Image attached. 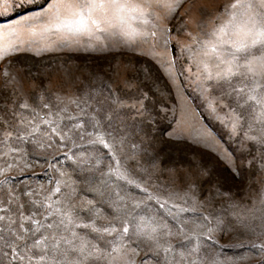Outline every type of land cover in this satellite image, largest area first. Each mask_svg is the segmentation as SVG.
I'll return each mask as SVG.
<instances>
[{"label": "snow or ice", "instance_id": "1", "mask_svg": "<svg viewBox=\"0 0 264 264\" xmlns=\"http://www.w3.org/2000/svg\"><path fill=\"white\" fill-rule=\"evenodd\" d=\"M47 3V8H42L38 14L16 25L0 27V62H4L0 68V80L5 86L20 83L8 63V57L18 53L31 52L40 56L44 52L64 50L106 52L115 48H134L138 42L149 44L155 41L158 32L167 45L183 33L177 44L196 68L195 73L190 72L195 77L193 82L210 110L223 112L224 121L231 125L232 133L238 135L242 147L245 142L260 147V168L264 169V0H231L221 13L225 17L223 22L200 32L188 29L189 24L196 22L189 16V8H184V15L178 18L181 22L175 35L168 28V22L183 7V0H47ZM22 71L34 80L39 78L33 75L30 67L26 66ZM63 75L64 83L75 79L67 69L63 70ZM97 78V73L91 72L78 97L60 95L63 83L53 91L41 82L34 85L36 91L31 95L32 103L24 98L18 104L13 101L0 108V127L3 128L0 145L7 148L0 155L4 157L21 151L7 143L14 136L8 130L10 122L20 116L17 108L34 114L32 120L21 117L12 125L18 133L15 140L23 142L40 130L39 124L54 125L52 119L40 116V111L46 109V115L52 116L55 108L58 109L56 117H60L61 112H67L68 104L79 110L78 117L70 118L81 120L75 127L81 128L86 124L93 130L87 133L91 137L88 143L96 153L95 156L89 153L73 160L77 179L60 171L59 178L53 181L54 187L45 189L41 185L36 190L27 188L21 193L26 199L17 204L15 213L7 216L4 231L8 237H0L9 250L0 259L10 257L7 264H137L136 255L140 245H144L155 255L156 264H161V254L163 264H230L227 259L221 261L216 251L221 247L217 233L226 234V221L210 211L217 202L216 197L225 194L214 185L205 194L200 181L208 176L206 170L180 172L174 168H158V153L149 158L153 170L149 179L152 175L158 178V174L166 171L168 186L174 189L168 192L163 202L159 195L131 179L117 154L124 153L128 135L124 110L130 109L136 116L144 117V94L129 105L126 94L119 87L113 89L107 83L100 89L92 87ZM126 86L132 87L131 84ZM17 92V88L12 89V93ZM37 118L39 123H34ZM52 131L60 134L56 127ZM44 135L47 136V132ZM68 138L66 133L61 135V140ZM38 146L43 148L45 144L39 143ZM105 157L115 164L109 165L107 172L101 174L105 179L94 184L95 173ZM66 158L73 159L70 156ZM124 158L134 160L141 172H148L135 153ZM5 164L7 169L13 167L7 160ZM27 167L25 164L20 171ZM5 172L6 168H0V174ZM112 177L140 189L145 197L137 199L116 193L112 199L109 188V183L115 182ZM78 183L107 200V217L101 215L92 200L77 205ZM61 186L67 192H62ZM8 196L11 202H16L11 193ZM54 196L57 199L54 200ZM260 196L264 205V188ZM153 200L161 210L170 204L167 212L152 211L149 202ZM189 202L191 206L185 207ZM7 210L0 208V211ZM188 212L194 215H182ZM52 217L55 220L49 222ZM5 219L0 215V221ZM260 221V235L264 236V216ZM237 223L245 231L254 230L242 220ZM240 234L244 235V232ZM240 243L245 246L243 241ZM247 246L258 257L256 264H264V240L258 243L248 241ZM34 249L39 251L34 252ZM239 259L246 264L250 257ZM140 264H144L143 258Z\"/></svg>", "mask_w": 264, "mask_h": 264}, {"label": "rangeland", "instance_id": "2", "mask_svg": "<svg viewBox=\"0 0 264 264\" xmlns=\"http://www.w3.org/2000/svg\"><path fill=\"white\" fill-rule=\"evenodd\" d=\"M230 2L231 0H183V7L168 22V28L175 35L177 26L181 22L178 18L184 15V8H189V16L194 18L196 23L189 24L188 29L194 32L207 31L212 25L223 22L225 17L221 13L224 5ZM21 4L24 6L20 7ZM47 6V0H0V18L12 16L11 19L0 22V27L16 25L38 14ZM182 37L183 33L165 45L164 38L158 32L155 41H150L149 44L138 42L134 48L122 47L106 52L64 50L44 52L40 56H35L31 52H22L10 56L9 69L17 74L20 83L5 86L0 80V108L5 103L12 104L13 101L18 104L24 98H28L29 103H32L31 95L36 91L34 85L41 82L51 87L53 91L63 83L60 95L78 97L91 72L97 73L98 77L92 87L100 89L105 83L113 89L119 87L126 94L125 98L129 105L135 103L136 99L144 94L142 99L144 117L136 116L130 109L124 110L127 115L128 135L124 153L117 154L121 165L128 169L130 178L140 183L141 187H147L149 192L159 195L161 202L167 197L168 192L174 189L168 186L166 171L158 174V178L157 175H152L149 179L153 171L149 160L152 155L158 153V168H174L180 172L206 170L208 176L200 181L205 194L213 185L225 194L216 197L217 202L213 209H210L214 215H220L225 219L227 227L226 234L217 233L220 237L218 243L221 246L216 250L218 258L221 261L227 259L230 264H244L239 258L248 256L250 259L246 264H256L258 257L253 254L247 243L264 240V236L260 235V217L264 216V205L260 202V193L264 188V169L260 168L261 150L259 146L251 145L250 142H245L242 147L238 135H234L231 125L224 121L223 112L215 113L210 110L200 89L193 82L195 77L190 75V72H196V68L190 64L187 54L182 52L177 44V40ZM36 42H39L38 38ZM153 44L154 46H150ZM3 66L4 62H0V68ZM26 66L32 68L33 75H38L39 78L34 80L26 71H22ZM64 69H67L75 79L64 83ZM127 84H131L132 87L128 88ZM13 88H17L18 92L12 93ZM104 94H107L106 90ZM192 98L196 99L197 106L201 108L211 127L201 118ZM67 109V112L60 113V117H56L55 112L58 109L55 108L52 116L46 115L48 111L46 109L40 111V116L44 119H52L54 125L39 124L40 130L23 142L15 140L14 137L18 133L12 125L21 117L24 120H32L34 114L29 110L16 109L20 112V116L14 117L10 122L8 130L12 131L14 136L7 143L21 151L8 153L7 157L0 155V168H6L5 174H0V208L8 209L0 211V215L6 217L4 221H0V237L7 239L8 234L4 231L7 226V216L15 213L17 204L26 199L21 195L25 189L36 190L41 185L45 189L54 187L53 181L59 178L60 171L67 172L72 179H77L76 173L73 172L75 167L73 160L87 156L89 153L96 155L93 146L88 143L91 137L87 133L93 130L86 124L76 128L75 125L81 123V120L70 118L78 117L79 110L71 104L67 105ZM34 123H39V118ZM53 127H56L60 134L52 131ZM2 131L3 128L0 127V132ZM45 132L47 136L44 135ZM65 133L69 138L61 140V135ZM48 137L51 139L49 140ZM0 140H3L2 135ZM39 143L45 144V147H39ZM133 145L137 147L133 148ZM6 151L7 148L0 145V153ZM104 152L107 150L105 149ZM134 153L144 168L148 169L147 173L141 172L134 160L124 158ZM66 156L73 159H67ZM6 160L13 165L11 169H7ZM92 163L94 164L95 160ZM25 164L28 167L20 171ZM114 164L115 161L106 157L102 159L99 171L95 173L94 184L105 179L101 174L107 172L109 165ZM5 176H7L6 182ZM112 180L115 181L109 183L112 199H115L116 193L137 199L145 197L140 189L122 180L116 181L115 177H112ZM61 187L62 192H67L66 188ZM9 193L14 197L15 203L9 200ZM77 193L75 197L77 205L92 200L101 215L108 216L107 200L79 183ZM53 199L57 197L54 196ZM175 202L180 203V201ZM149 203L154 212L159 210L166 213L170 207L169 204L161 210L155 200ZM190 206L191 202L185 205V207ZM25 215H28L27 211ZM182 215L192 217L194 213L188 212ZM53 220L55 217L50 218L49 222ZM238 220L251 225L254 230L245 231L237 223ZM241 232H244V235H241ZM4 239H0V257H3L4 252L9 251L4 246ZM240 241H243L245 246H242ZM172 242L176 243V240ZM162 257L163 254L160 258L161 264H163ZM141 258L144 264H156L155 255L144 245H140L136 255L137 264H140ZM8 259L10 257L0 259V264H7Z\"/></svg>", "mask_w": 264, "mask_h": 264}, {"label": "trees", "instance_id": "3", "mask_svg": "<svg viewBox=\"0 0 264 264\" xmlns=\"http://www.w3.org/2000/svg\"><path fill=\"white\" fill-rule=\"evenodd\" d=\"M11 17H12V16H11ZM11 17L0 18V22H4V21H6V20H8V19H11ZM192 102H193V104L196 106L197 111H198V113L200 114V116H201V118L203 119V121H204L209 127H211V125H210V123H209L207 117H206L205 114L202 112L201 108H200L199 106H197V101H196L195 98H194V99L192 98Z\"/></svg>", "mask_w": 264, "mask_h": 264}]
</instances>
